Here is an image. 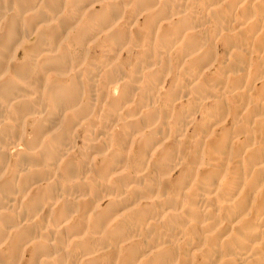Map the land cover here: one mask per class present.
<instances>
[{
  "label": "bare ground",
  "instance_id": "bare-ground-1",
  "mask_svg": "<svg viewBox=\"0 0 264 264\" xmlns=\"http://www.w3.org/2000/svg\"><path fill=\"white\" fill-rule=\"evenodd\" d=\"M206 3L193 8L203 13L193 33L178 14L189 0H0V49L43 25L18 51L16 71L0 73V210L5 226L21 225L0 264H264V167L256 166L264 161V33L239 40L247 51L237 60L233 49L245 30L217 35V25L233 22L232 9ZM202 45L205 51L189 58ZM36 56L40 93L10 110ZM117 79L125 84L110 98L107 85ZM76 104L82 106L66 115ZM157 119L134 141L138 128ZM53 127L61 132L48 137ZM161 133L167 143L151 157ZM101 137L109 139L91 143ZM73 143L57 163L60 146ZM107 146L112 151L93 163ZM176 152L187 158L159 185L151 183L168 172ZM202 156L210 167L198 166ZM125 161L127 174L111 185L100 181ZM141 169L150 183L135 178ZM76 177L82 182L72 184ZM133 182L143 186L129 190ZM157 188L166 197L155 198ZM105 193L112 195L102 199ZM61 195L59 204L49 203ZM26 238L36 243L25 248Z\"/></svg>",
  "mask_w": 264,
  "mask_h": 264
},
{
  "label": "clouds",
  "instance_id": "clouds-1",
  "mask_svg": "<svg viewBox=\"0 0 264 264\" xmlns=\"http://www.w3.org/2000/svg\"><path fill=\"white\" fill-rule=\"evenodd\" d=\"M177 2L182 3V0H177ZM133 3H135V0H133ZM197 3H198V0H189V5L186 6V10L181 9L178 13L181 17V22L184 24L185 31L187 32L196 33L200 31V28L198 27V23L201 19V16H203V13H196L193 11V8L197 6ZM225 5H227L230 9H232V15L234 19L231 24H227V25L221 22L219 25H217L216 32H217V35L221 31H223V32L230 33L236 36L238 33H241L242 30H245L243 31L242 36L237 37L238 42L235 44V47L233 49L235 52L240 54L236 57V59L239 60L240 57L243 54H245L247 51L246 45L241 44L239 40L255 39L257 34L264 33V0H207L205 8L206 9L223 8ZM127 7H132V4H128ZM157 7H159V5H157ZM88 11H90V9L84 12L85 16H87ZM31 14L32 13L30 12L29 15ZM213 18H216L215 14ZM56 19H58V17ZM122 19L123 17L114 21L110 25H108L105 29L101 31V35L107 36L108 34H110L114 30V28H116L121 23ZM205 19H207V17H205ZM163 22H168V18L167 17L163 18ZM46 23H55V19H49L48 21H46ZM78 26L79 25H76V27ZM41 27H43V25L34 27L33 31L31 32L22 31L19 34H15L12 38L10 46L5 49H0V52L3 53L2 55H0V73H2L4 70L16 71V69L20 65V60L17 56L18 51L21 49L23 45L31 41V38L33 35L39 34ZM69 31H71V29H69ZM99 39H100V36L98 35L96 37V40H99ZM96 40H93L92 44L96 43ZM90 46L91 45H89V47ZM129 47H131L130 43L125 44L123 45L121 50L127 51ZM205 47H206L205 45H202L199 48L191 51L188 54L189 58L199 56L201 53L205 51ZM262 59H264V56H262ZM118 62H119V58H117V61L115 63H118ZM38 65H39V56L33 57L32 70L29 74L25 75L22 78L24 87L21 90V95L19 97H14L11 99V102L8 105L10 110L15 104L19 102L20 99H23L25 95L30 94L33 98L36 95H39L40 90L37 88L36 84L33 82V77L39 74ZM152 70L153 68L147 69V71H152ZM233 74L238 75L239 73L234 70ZM261 75H264V73H261ZM2 78H3L2 75H0V79ZM195 83H198V81H196ZM195 83L193 86H195ZM124 84H125V81L120 80V79L109 82L106 88V91L108 92L109 97L111 98V97L118 96ZM81 106H82L81 104H76L72 107L66 108L65 114L67 115L69 113H74L78 111ZM127 107L131 108L132 104H128ZM122 112H123V109H121V113ZM12 114L14 115V113ZM198 114H199L198 111L188 114L187 116L188 121L189 122L193 121L195 119V116ZM258 118L264 119V114H259ZM129 119H139V117L130 116ZM159 124H160V120L157 119L155 122H153L150 125H146L144 128H138L136 132L133 134L134 141L143 138L145 135V132L155 129ZM118 126H119V122L116 125V127ZM60 132H61L60 127H53L52 129H50L48 133V137L56 136ZM110 135L111 133H109V136ZM48 137H46L45 139H47ZM108 139L109 137H101L100 139H92L91 143L94 145H100ZM158 141L159 142L154 144L150 150L151 157H154L157 153H159L160 150L164 147V144L167 143V139L163 137L162 133L160 134V136H158ZM43 147L44 145L41 144L39 145L37 150ZM74 150H75L74 143L69 145L68 147H64L63 145H61L60 151L62 154L57 157L56 162L59 164H63L64 160L67 159V156ZM110 151H112V147L107 146L104 150L96 152L92 156L93 163L96 160L101 159L104 156H107ZM186 158H187L186 155L180 152L171 154L169 158V164L171 165V167L169 168L168 172L164 174H161L158 172L155 176V179L151 181V183H156L159 185L160 182L166 180L168 176H170L172 172H174L176 168H178L184 162ZM197 163H198V166L201 168L211 166V161L203 156L199 158ZM256 166L264 167V161H258ZM31 170L32 169H29V171ZM145 171L146 169H141V170L136 171L134 173L135 178H144ZM128 172H129V163L125 161L122 168L119 171L114 172L110 176L101 177L100 181L104 184L111 185L113 179H115L116 177L124 176ZM88 175L91 176L92 173L89 172ZM70 182L72 184H78L82 182V179L80 177H76L72 179ZM148 183H150V181L147 178H144L143 184H148ZM143 184H138L136 182H133L130 186H128V189L129 190H131L132 188L138 189V188H141ZM126 194L127 193H125V195ZM111 195L112 194L105 193L104 196H102V199L110 198ZM166 195L167 194L162 192L160 188H157V191L154 193L155 198H160L162 196L166 197ZM27 198H28L27 196L24 197L25 200H27ZM79 198L86 199L87 197L84 195H81ZM63 199H64V196L61 195L56 200L49 201V203L59 204ZM4 215H5V211L0 210V254H4L6 245L9 244V240L12 236V233L17 232L19 230V227L21 226V225H11V224L5 226L3 222ZM72 215L74 216L76 215V213H73ZM65 223H71V218L66 219ZM77 238L79 239L80 237H77ZM35 243H36L35 239L26 238L24 241V247L25 248L31 247ZM17 264H19V261H17Z\"/></svg>",
  "mask_w": 264,
  "mask_h": 264
},
{
  "label": "rangeland",
  "instance_id": "rangeland-1",
  "mask_svg": "<svg viewBox=\"0 0 264 264\" xmlns=\"http://www.w3.org/2000/svg\"><path fill=\"white\" fill-rule=\"evenodd\" d=\"M85 21H86V18H83L82 20L78 21V23H76V24L79 25V26H81L82 24H84ZM76 24H75V25H76ZM140 27H142L141 24H140ZM198 119L200 120V118H198ZM76 132L79 133L80 131H79V132L76 131ZM76 132H75L74 134H77ZM74 143L78 146V148H79V147H82V142H80L79 139H76V140L74 141ZM79 143H80V144H79ZM76 145H75V146H76Z\"/></svg>",
  "mask_w": 264,
  "mask_h": 264
}]
</instances>
